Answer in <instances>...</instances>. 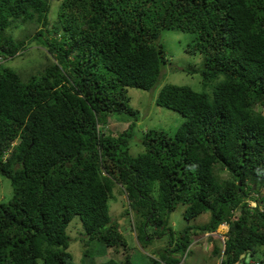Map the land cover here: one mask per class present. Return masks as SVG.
Masks as SVG:
<instances>
[{
	"label": "trees",
	"instance_id": "trees-1",
	"mask_svg": "<svg viewBox=\"0 0 264 264\" xmlns=\"http://www.w3.org/2000/svg\"><path fill=\"white\" fill-rule=\"evenodd\" d=\"M49 11L50 0H0V175L12 188L0 201V264H76L66 231L74 216L97 251L125 245L109 212L114 186L143 246L170 234L149 264L180 263L195 236L224 221V245L212 249L221 264L263 248L264 0H62L48 29ZM31 22L52 59L17 70L6 61L32 43ZM164 30L193 34L187 51L201 54L198 73L210 89L162 85L156 105L184 120L173 134L147 129L132 154L133 123L116 136L101 126L111 113H138L129 87L156 86ZM178 205L185 219L210 218L173 235ZM132 255L82 264H134Z\"/></svg>",
	"mask_w": 264,
	"mask_h": 264
},
{
	"label": "rangeland",
	"instance_id": "rangeland-1",
	"mask_svg": "<svg viewBox=\"0 0 264 264\" xmlns=\"http://www.w3.org/2000/svg\"><path fill=\"white\" fill-rule=\"evenodd\" d=\"M61 1L62 0H50L48 29L52 28V23L57 18V12ZM38 29H40V26L34 22L28 23L25 27V31L31 34V39ZM19 33V30L18 33L15 31L16 35H19ZM60 34L61 32L51 34L48 30L45 31V36L47 37L59 38ZM192 41V33L180 30L162 31L159 42L166 53L167 59L162 67L156 86L151 90L129 87L127 92L130 97L129 105L138 111L135 115L136 117L125 113H111L108 115L106 123L101 126L105 134L116 136L125 130L130 123H133V135L129 138L128 143V151L130 153L136 154L143 149L140 145V139L147 129H159L173 134L184 120V117L178 112L156 105L155 97L162 85L167 83L187 85L198 92L204 90L209 91L210 87H204L201 82L200 74L198 73L202 59L201 54L187 51L189 50L187 46L191 45ZM45 51L43 45L36 39H32V43L28 45L27 49L16 55L13 60L8 59L6 65L12 66L17 70L29 71L30 67H39L41 62H46V55L52 59L48 53L45 54ZM24 76L25 75H23V77ZM261 111L264 114V109ZM215 172L220 179L229 177L226 171L216 169ZM11 194L12 188L10 180L0 175V201H6ZM113 194L114 197L109 199V212L111 217L118 221L119 229L126 239V244L119 246V249L115 247H106L103 252L97 251V248H100L98 247L99 245L94 242L90 244L86 243L87 237L84 234L82 223L78 216H74L66 229L70 237L68 251L72 254L74 263L82 264L83 261L88 263L103 262L109 258H113L118 262H124L129 254H133L132 260L134 264H149L150 258L154 257L157 259L159 257V251L167 246L170 234H165L161 237L157 236L152 240L151 244L143 246L142 242L137 239L138 230L134 227L135 221L132 218V213H124L127 208L126 194L120 191L118 192V186H114ZM251 205L253 204L251 203ZM183 211L184 206L178 205L170 214L169 224L171 226L170 228H172L173 235H177L179 231L186 226L206 223L210 218V212L206 211L188 220L183 217ZM222 225H220L214 233L195 236L189 245L190 251L186 253L183 260L181 259V262L178 264H219L220 258L213 255L212 249L215 244L221 245V238L225 234L227 227L229 228L228 222ZM148 231L151 232L150 229ZM263 251L264 247H260L255 255L247 256L246 262H252L250 264H262L261 261L262 259L264 260ZM174 255L180 257V255L176 253H173V256ZM134 256L137 258L133 259Z\"/></svg>",
	"mask_w": 264,
	"mask_h": 264
},
{
	"label": "clouds",
	"instance_id": "clouds-1",
	"mask_svg": "<svg viewBox=\"0 0 264 264\" xmlns=\"http://www.w3.org/2000/svg\"><path fill=\"white\" fill-rule=\"evenodd\" d=\"M253 205H254V203L253 202H251ZM223 223H226L225 221L223 222ZM223 223H221L220 225H222ZM223 226V225H222ZM227 230H228V227H227V229H226V232H227ZM215 231H213V232H207V233H204L203 235H208L209 233H214ZM225 232V233H226ZM202 236V235H201ZM221 246L223 247V245H224V242H225V234L222 236V238H221ZM188 249H190V247H188ZM187 253V252H186ZM186 253H185V255H186ZM185 255H184V257H185ZM248 255H250V256H253V255H255V253L254 254H247L245 257H244V260L242 259V260H239L236 264H239L241 261H246V258H247V256ZM183 257V258H184ZM219 258H220V261H219V264H221V260H222V256H219ZM262 263V262H261Z\"/></svg>",
	"mask_w": 264,
	"mask_h": 264
},
{
	"label": "built area",
	"instance_id": "built-area-1",
	"mask_svg": "<svg viewBox=\"0 0 264 264\" xmlns=\"http://www.w3.org/2000/svg\"><path fill=\"white\" fill-rule=\"evenodd\" d=\"M250 263H252V262H250ZM250 263H247L246 261L245 262L241 261L239 264H250Z\"/></svg>",
	"mask_w": 264,
	"mask_h": 264
}]
</instances>
